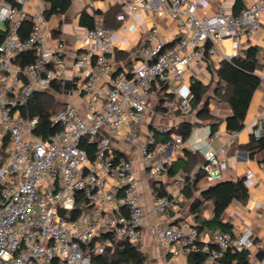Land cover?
Returning <instances> with one entry per match:
<instances>
[{
  "label": "built area",
  "instance_id": "1",
  "mask_svg": "<svg viewBox=\"0 0 264 264\" xmlns=\"http://www.w3.org/2000/svg\"><path fill=\"white\" fill-rule=\"evenodd\" d=\"M27 1H5L0 6V20L10 25L0 46V149L7 140L0 166V264H93V257L115 242L139 245L146 220L133 162L113 150L111 136L118 134L129 145L137 143L134 126L146 121L154 88L169 92L167 112L183 116L192 112L195 95L188 75H195L194 67L207 58L221 64L242 54L243 41L261 30L264 0L247 1L238 14L227 10V0H107L120 7L116 19L121 24L141 13L152 19L149 45L141 47L142 60L131 71L114 72L111 58L119 31L106 28L101 20H95L92 29L80 26L77 38L85 49L76 56L75 66L86 77L75 92L88 98L87 111L83 114L69 103L53 113L50 123L60 130L50 136L37 135L39 118L23 116L21 110L35 92L49 91L59 80L66 46L61 39L51 42L43 10L31 16L28 38H19L21 23L29 17L22 8ZM167 18L179 35L169 47L161 34ZM25 52L34 60L21 66L16 62ZM101 76L108 78L104 92L96 91ZM259 77L264 82V73ZM263 130L264 112L253 136L259 138ZM168 131L157 127L140 148L141 162L154 177L171 162L167 154L156 163L167 146L156 143L154 135ZM204 134L187 142L176 135L172 148L187 143L189 150L201 152L204 163L194 175L202 171L203 179L214 185L225 180L228 163L223 150L202 148V143L209 145L216 138L209 127ZM84 140L97 146L93 159L82 148ZM244 183L252 184L251 173ZM79 195L88 208L72 219ZM182 197L181 192L153 194V213L176 210ZM150 233L164 253L175 258L197 251L204 256L202 264H222L228 253L245 252L249 264H264V244L247 226L206 236L182 221L151 227Z\"/></svg>",
  "mask_w": 264,
  "mask_h": 264
},
{
  "label": "crops",
  "instance_id": "2",
  "mask_svg": "<svg viewBox=\"0 0 264 264\" xmlns=\"http://www.w3.org/2000/svg\"><path fill=\"white\" fill-rule=\"evenodd\" d=\"M5 1L15 3L16 0H0V6ZM237 1L238 0H227V10L238 14L246 7L247 1L249 0H241L242 9L238 12V9H235ZM46 7L47 5L44 0H28L27 3L22 6L23 10L30 17L39 10L45 11ZM112 7L117 6L107 0H71V6L65 13L53 15L48 19V32L51 42L54 43L61 39L66 46V65L60 70L59 78L64 88L61 93L53 92L52 94L59 102L65 104V106L69 103L75 104L83 114L87 111L88 98L85 96H78L75 92L77 86L85 82L86 77L84 71L75 66L76 56L85 49L77 38V29L81 26L79 21L83 11L86 10L91 15L96 13L95 20H101L103 22L104 14ZM212 10L214 11V8H212L211 11ZM116 23L118 26L115 29H110L112 31H119L116 44L117 48L111 58L114 72L121 70L131 71L134 66L142 60L140 56L141 47L143 45H149L146 37L153 22L148 15L141 13L128 20L125 24L119 23L117 19ZM0 29H7V23L0 20ZM161 34L167 39V44L174 43L178 39L179 35L170 18L165 20ZM224 45L227 47L226 44ZM250 46H257L260 50L258 55L260 67L257 71V75L260 76L264 73V15L261 20V30L251 40H244L241 45V50L244 51ZM226 50L228 52V48H226ZM219 67L220 64H215L212 59L207 58L194 67L195 75H193V73L188 75L190 84L197 80L205 86H209V91L207 93L209 97L208 108L212 119L198 117L197 110L186 116L175 112H167L166 109H164V103L166 99L170 97L169 92L164 88H154L150 95L147 119L137 128V143L135 145H129L123 141L120 135L114 134L111 136L113 150L118 154L127 156L132 160L134 165V177L138 182V191L141 195L146 215L144 233L139 242L140 249L146 258L145 264H187L188 260L187 254L183 255L181 258H175L171 253H164L163 249L151 235V227H168L177 225L182 221H187L191 225L197 226L195 222L197 216L191 211L194 200L193 198L184 197L182 193L186 185L185 177L182 175L183 171L180 170L174 177L168 175V169L171 165L174 163L179 167L182 165L184 156L183 150L188 149V144L185 143L179 148H172L174 137L179 134L172 135L173 141L171 144H166V152L159 153L156 158V163H160L163 162L164 156L168 154L171 155V162L166 166V170L157 177H154L150 173L149 168H146L141 162L140 148L146 142L150 132L160 126H164L171 130L173 128H178L184 123H188L192 126L190 137L194 138L200 136L204 137V128L209 127L211 129V127H214L213 133L216 135L214 141L209 145L204 142L201 146L204 149L211 148L215 151H224L228 163V171L224 181H236L239 178H246L250 173L252 174V184L247 187L249 190L247 200L245 202L234 201L231 203L224 215V222H229L232 228L241 226L249 227L253 231L256 239L264 244V150L250 157L249 151L246 149L253 136L256 120L264 112V82L261 83V86L255 91L252 97L244 129L237 133L228 132L226 119L232 114V110L229 104L220 100L216 94L220 81L216 73H214V70H217ZM212 79H214V83H211ZM107 84L108 78L101 76L96 84V91L104 92V88ZM210 84L213 86L210 87ZM49 92H52V90H49ZM164 98L165 101H163L164 103H162L160 107V102H162ZM200 128L203 129L201 132L199 131ZM161 136L162 135H154L156 143H162ZM188 139H186L185 142H187ZM193 153H197L203 159L201 152ZM200 165L201 164L198 163L192 166V169H194L190 174L191 178L194 176L195 169ZM171 179H176V181L182 183L180 186V192L183 196L182 202L176 210L167 214L156 215L152 211L153 194H155L156 189L162 186L167 194H172L168 192ZM214 185L209 184L205 179H201L197 184L195 197H200L203 192ZM199 210L203 219L212 218L213 205L211 202L202 203ZM201 233L206 236L212 234L207 231Z\"/></svg>",
  "mask_w": 264,
  "mask_h": 264
},
{
  "label": "trees",
  "instance_id": "3",
  "mask_svg": "<svg viewBox=\"0 0 264 264\" xmlns=\"http://www.w3.org/2000/svg\"><path fill=\"white\" fill-rule=\"evenodd\" d=\"M47 5L44 15L49 19L53 15L65 13L71 6V0H44ZM238 10H237V9ZM235 9L240 11L242 9L241 0L236 3ZM120 12V7H112L103 16V25L108 29H115L118 24L116 23V15ZM95 14L91 15L86 10L83 11L79 24L88 28H95ZM32 29V18L29 16L22 21L18 30V36L21 40L28 38ZM10 33V25L7 24V29H0V46L8 38ZM174 43H169L166 47L172 46ZM259 48L257 46H250L242 54L235 56L231 61H223L216 73L220 85L217 88L216 94L220 100L229 104L232 114L226 119L227 131L237 133L244 129L246 116L251 104L252 97L256 90L261 86V79L257 75L259 70ZM34 60L32 53L25 52L19 56L17 64L24 66L31 63ZM224 84V85H223ZM62 81L56 80L51 85L52 92L38 91L35 92L28 104L25 105L21 112L23 116L38 117L39 127L36 129L37 135L50 136L57 133L60 130L59 126H52L50 123V116L53 113L58 112L56 107L58 106L57 99L52 94L61 93L63 91ZM165 89V88H164ZM163 89V90H164ZM191 90L195 95L192 109L198 111V117L204 119H212L209 112V97L207 93L209 86H205L199 81H193L191 83ZM165 98L160 102V107L164 103ZM166 109V108H164ZM167 111V110H166ZM192 126L188 123H184L178 128L169 130L166 134L156 132L155 135H162L161 140L164 144H171L173 141V134H179L184 140L188 139L191 135ZM211 131H214V127H211ZM7 140L4 142L3 147L0 149V166L3 164L6 154L5 146ZM82 148L88 153L91 159L94 158L97 146L91 144L87 140L82 142ZM249 151L250 157H253L255 153L264 150V130L259 138L252 136L249 145L246 148ZM183 163L179 167L176 163L171 165L168 169V175L174 177L182 170L183 176L186 180V185L182 190L183 196L186 198H193V207L191 211L196 214L195 222L200 232L207 231L210 233L216 232H228L231 231L232 226L229 222H224V215L234 201L245 202L249 196V190L245 185V178H239L236 181H223L208 190L203 192L200 197H195L197 191V184L204 178V173L198 171L193 178L190 174L193 171L192 166L200 163H204L197 153H193L188 149L183 150ZM163 187V186H162ZM156 189L155 193L159 195H166V191L163 188ZM211 202L213 205V216L210 219H203L200 214V206L202 203ZM88 208L87 203L84 201L81 195L77 200V210L72 214V219L76 218ZM264 255V252L261 253ZM187 264H202L204 256L197 251H191L187 254ZM146 258L140 249L139 245L130 244L127 241L115 242L109 247L104 254L96 255L93 257V264H145ZM222 264H249L246 253L238 252L235 254L228 253Z\"/></svg>",
  "mask_w": 264,
  "mask_h": 264
},
{
  "label": "rangeland",
  "instance_id": "4",
  "mask_svg": "<svg viewBox=\"0 0 264 264\" xmlns=\"http://www.w3.org/2000/svg\"><path fill=\"white\" fill-rule=\"evenodd\" d=\"M214 78V76H213ZM214 79L211 80V83H214ZM213 85L210 84V87H212ZM208 96V95H207ZM58 102V106L56 107L57 111L62 110L65 107V104H62L61 102ZM195 111V109H192V112H190L189 114H192ZM136 129L139 128V126H134ZM182 185L181 182L176 181V179H171V184L168 186V192L169 193H179L180 192V186ZM179 186V187H178Z\"/></svg>",
  "mask_w": 264,
  "mask_h": 264
}]
</instances>
